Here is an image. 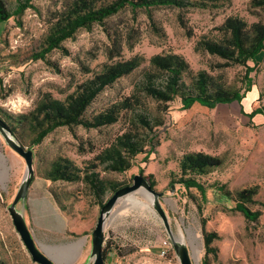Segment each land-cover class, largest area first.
Returning <instances> with one entry per match:
<instances>
[{
	"label": "rangeland",
	"instance_id": "obj_1",
	"mask_svg": "<svg viewBox=\"0 0 264 264\" xmlns=\"http://www.w3.org/2000/svg\"><path fill=\"white\" fill-rule=\"evenodd\" d=\"M4 1L12 12L27 0ZM67 1L31 0L32 7L0 24V118L8 126L10 121L4 112L28 113L46 93L64 100L78 85L101 72L105 64L136 58L140 65L104 88L86 111L90 117L128 98L131 106L120 113L118 121L97 129H55L39 146L30 148L35 175L59 157L68 158L78 168L95 166L99 177L125 185L133 182L135 174L154 175V188L163 193L160 202L171 234L153 208L151 196L143 190L135 191L118 201L106 220L103 246L109 242L110 248L105 264H180L173 240L188 247L194 264H203L201 218L206 220L205 229L218 235L213 242L217 252L209 255V264H264V115L248 116L255 108L264 107V51L254 61L242 64L196 48L203 38H219V27L228 17L240 18L247 24L256 22L249 11L250 0H187L182 8L152 7L149 13L144 8H125L102 25L78 30L62 43L63 50L52 51L46 60H36L34 54L40 49L43 36ZM167 54H177L186 61L188 69L181 81L187 90L195 91L200 72L240 93L249 78L251 90L241 103L218 104L213 109L199 104L183 109L178 96L167 104L158 102L143 90L148 81L145 74L152 71V56ZM158 75L157 83L163 82L165 74ZM140 116L162 125L149 131L142 127ZM126 132L149 142L145 153L139 154L125 172L104 170L97 155ZM26 135L22 145L29 149ZM189 152L224 159L221 167L196 176L206 190L205 200L196 189L186 190L172 183L178 180L177 161ZM25 171L24 160L0 135V264H37L7 210ZM48 186L59 196L62 207L54 218L55 232L47 236L36 234L37 241L61 264L90 263L91 232L101 210L98 199L82 181H53ZM221 187L231 197L222 193ZM253 187L257 194L246 206L261 212L255 222L235 209L233 199L235 191ZM112 194L107 192L102 201L105 203ZM132 198L142 204L133 203ZM189 225L194 226V234L188 239ZM165 240L171 245L162 256ZM69 245L72 248L68 249Z\"/></svg>",
	"mask_w": 264,
	"mask_h": 264
},
{
	"label": "trees",
	"instance_id": "obj_2",
	"mask_svg": "<svg viewBox=\"0 0 264 264\" xmlns=\"http://www.w3.org/2000/svg\"><path fill=\"white\" fill-rule=\"evenodd\" d=\"M31 0L19 3L10 12L4 0H0V24L8 21L11 17L21 15L25 9L32 7ZM213 2V0H200ZM187 0H68L61 11L55 14L49 28L42 38L40 49L34 54L36 60H46L48 54L54 50H63L62 43L71 39L78 30L90 29L94 24H104L105 20L114 16L119 11L130 8L137 10L144 8L149 13L150 8L166 6L182 8ZM203 5V4H202ZM250 14L257 18L256 22L247 24L240 18L228 17L219 27L221 35L217 39H201L197 42L196 48L211 55L218 56L228 61H235L246 64L249 60L254 61L256 56L264 51V0H250ZM151 16V14H148ZM152 71L146 72L147 82L144 86L145 94L158 102L167 104L175 97H180L183 109H189L194 104L213 109L218 104L241 103L246 93L251 90V80L247 78V85L243 93L230 89L215 82L205 73L200 72L195 79V91L187 90L181 81V76L187 71L186 61L177 54L154 55L150 59ZM140 62L134 58L124 62L105 64L101 72L96 73L92 79L80 85L64 100L52 97L50 94H43L34 108L25 114H10L4 112L5 117L10 121L9 128L15 138L23 144L26 137L29 138V149L39 146L44 138L59 127L73 128L81 126L85 129H97L116 123L120 113L131 106L130 99L114 103L110 108L93 116H86L88 107L92 104L97 95L106 87L115 83L119 78L134 71ZM252 71V68L249 69ZM165 74V80L157 83L160 75ZM181 81V82H180ZM193 91V92H192ZM262 96V94H260ZM257 114L264 115V107L255 108L249 117ZM143 128L153 131L154 128L162 125L159 121H149L144 116L139 117ZM149 143V142H148ZM140 136L129 132L123 133L96 157L99 165H104V170L112 172H125L132 168L133 160L142 153H145V146L148 145ZM224 159L217 155L204 152L185 153L177 161L178 180L177 183L186 190L196 189L202 200H205V188L197 181L196 176L205 175L221 167ZM95 166L78 168L68 158H56L37 175L47 181H67L85 183L98 199L102 207V197L107 192L114 193L125 185L103 179L94 171ZM146 178L154 187L156 182L153 174ZM220 191L231 197L230 192L221 187ZM56 203L61 206L59 196L53 193ZM235 209L252 222L257 221L261 215L260 211H251L246 204L252 202L253 196L257 194L256 188L241 189L234 193ZM202 213V206L198 205ZM202 235L205 250L203 264H209V255H215L217 250L213 242L218 239L214 231L205 229L206 220L201 218ZM110 243L107 242L102 248V254L106 260L109 253Z\"/></svg>",
	"mask_w": 264,
	"mask_h": 264
},
{
	"label": "water",
	"instance_id": "obj_3",
	"mask_svg": "<svg viewBox=\"0 0 264 264\" xmlns=\"http://www.w3.org/2000/svg\"><path fill=\"white\" fill-rule=\"evenodd\" d=\"M0 135L7 146H9L24 160L26 167L25 177L21 182L13 201L7 207L8 213L12 219L15 229L19 234V237L22 240L33 262L37 264H61L50 257L41 248L38 241L34 238L22 211L19 209V205L22 202L26 201L28 189L36 176L33 151L18 142L9 126L1 118ZM171 189L173 190L174 186H172ZM138 190H143L146 192V194L151 196L153 208L161 218L169 234H171L166 211L164 210L160 202V199L163 197V193L156 191L149 180L143 174H135L133 176V182L131 184L124 185L117 189L101 207L97 223L93 231L91 232L89 254V258L91 261L90 263L84 264H105L106 260L102 254V248L105 241L106 220L112 213V210L114 209L118 201ZM173 246L180 264H194L193 258L190 256L189 249L186 245L173 240Z\"/></svg>",
	"mask_w": 264,
	"mask_h": 264
},
{
	"label": "crops",
	"instance_id": "obj_4",
	"mask_svg": "<svg viewBox=\"0 0 264 264\" xmlns=\"http://www.w3.org/2000/svg\"><path fill=\"white\" fill-rule=\"evenodd\" d=\"M49 183L50 181L36 175L28 189L26 201L19 207L35 239L36 234L47 236L55 232L54 218L60 208L49 190ZM70 248L72 247L69 245L68 249Z\"/></svg>",
	"mask_w": 264,
	"mask_h": 264
},
{
	"label": "bare ground",
	"instance_id": "obj_5",
	"mask_svg": "<svg viewBox=\"0 0 264 264\" xmlns=\"http://www.w3.org/2000/svg\"><path fill=\"white\" fill-rule=\"evenodd\" d=\"M131 201H132L133 203H136V204H142V202L139 201V200L136 199V198H132ZM146 206H147V205H146ZM149 208H150V207H149ZM186 232H187L188 239L191 238V236L194 234V226L189 225V226L186 228ZM198 258H199V256H198V254H197V258H196V259L198 260Z\"/></svg>",
	"mask_w": 264,
	"mask_h": 264
},
{
	"label": "built area",
	"instance_id": "obj_6",
	"mask_svg": "<svg viewBox=\"0 0 264 264\" xmlns=\"http://www.w3.org/2000/svg\"><path fill=\"white\" fill-rule=\"evenodd\" d=\"M0 198L3 200V198H2V195L0 194ZM163 246V250L161 251V255L162 256H164L165 255V249H167V248H169L170 247V242H168L167 240H165L164 242H163V244H162Z\"/></svg>",
	"mask_w": 264,
	"mask_h": 264
}]
</instances>
